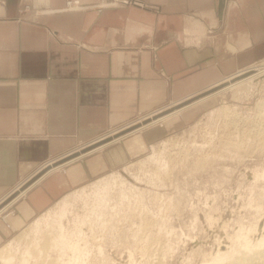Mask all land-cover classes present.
Here are the masks:
<instances>
[{"label": "crops", "instance_id": "crops-1", "mask_svg": "<svg viewBox=\"0 0 264 264\" xmlns=\"http://www.w3.org/2000/svg\"><path fill=\"white\" fill-rule=\"evenodd\" d=\"M68 1L0 0V201L52 161L264 59V0ZM101 150L17 199L9 223L0 220V245L10 228L125 159L120 145Z\"/></svg>", "mask_w": 264, "mask_h": 264}, {"label": "rangeland", "instance_id": "rangeland-1", "mask_svg": "<svg viewBox=\"0 0 264 264\" xmlns=\"http://www.w3.org/2000/svg\"><path fill=\"white\" fill-rule=\"evenodd\" d=\"M262 64L264 59L203 94L247 77ZM239 87L197 103L190 114L160 121L108 146L120 145L126 152L124 161L104 165L23 227L10 228L1 245L23 232L16 246L18 264L23 262L21 253L29 260L25 264H214L264 245V75ZM158 115L112 129L99 142ZM135 137L143 140V147L133 143ZM120 152L114 149L112 155L122 159ZM156 154L160 158H150ZM139 160L144 161L142 168ZM68 166L60 171L66 172ZM114 173H121L127 183L110 184L99 212L94 205L95 186ZM81 187L87 193L83 198L71 196L67 205L64 198ZM10 192L1 199L0 208L11 198ZM16 203L3 215H15ZM4 216L0 220L8 224ZM62 232L68 233V239H60L62 245L57 247L50 238L59 240ZM47 238L53 245L46 244Z\"/></svg>", "mask_w": 264, "mask_h": 264}, {"label": "bare ground", "instance_id": "bare-ground-1", "mask_svg": "<svg viewBox=\"0 0 264 264\" xmlns=\"http://www.w3.org/2000/svg\"><path fill=\"white\" fill-rule=\"evenodd\" d=\"M258 64H256L255 66H257ZM251 69H253V68H251ZM248 70V69H247ZM244 72V71H243ZM236 74V75H235ZM234 75H230V76H232L231 78H233V77H237L238 75H240V73L238 74V73H235ZM264 75V64H262V66H259V67H257L256 68V71L254 72V73H250V75H248L247 77H245V78H242V79H240V80H237V81H235V82H231L230 83V85L229 86H224L223 88H220V89H218V90H216V91H212V92H208V94L207 93H205V94H203L204 92H202V96H197L196 98V100H194V102H192V103H190V105H192V104H197V103H199V102H201V101H204V100H207V99H209V98H211V97H213V96H215L216 94H218V93H220V92H223V91H226L227 89H229V88H233V87H235V89H236V87H239L240 85H242L243 83H245L246 81H250L251 80V82H253L254 80L256 81V79H258L259 80V78L260 77H262ZM229 76V77H230ZM252 79H253V81H252ZM224 80V79H223ZM223 80H221V81H219L218 83H216L215 85H213V86H211V88H213V87H216V85H218V84H220ZM248 84V83H247ZM212 85V84H211ZM210 87H209V89H211ZM239 88H241V87H239ZM203 90V89H202ZM240 90V89H239ZM243 90V89H242ZM204 91H205V89H204ZM207 91H209V90H207ZM200 92V91H199ZM241 92V91H240ZM198 95H200V94H198ZM195 98V97H194ZM187 102H188V99L186 100ZM185 102V101H184ZM183 102V103H184ZM200 104V103H199ZM181 106V107H180ZM186 106H189V104H187V105H179V107H177V108H175V109H173V110H171V111H168V112H165V113H162L161 112V114L160 115H158V114H155V115H158V116H154V117H152V116H150V117H152L150 120H145V121H143V122H141L140 124H138L136 127H134V128H130V129H128V130H125L124 132H122L120 135H117V134H109L107 137V139L106 140H103V141H100L99 142V139L98 140H96V141H94V142H92L90 145H93V146H90L89 148H87V149H85L84 151H77V150H75V151H71V152H69L68 154H66L65 156H64V158H63V160H60L59 161V159H57V160H54V161H52L51 162V165H49L45 170H42V171H40V172H37V173H35L32 177H34V178H29L28 180H26V181H24V182H22L18 187H17V189L13 192V194H12V196H11V198L7 201V203H6V205L3 207V208H1L0 209V217H2V216H4L3 214L5 213L4 211H5V209L7 208V207H9V206H11V204H14V202L17 200V199H19L20 197H22V196H24L25 194H26V192L31 188V187H33L36 183H38L39 181H41L42 180V178L43 177H45V176H47L48 174H50V173H52V172H54V171H58V170H60V169H63L64 167H66L67 165H69V164H71L76 158H79V157H82L83 155H86V154H89V153H91V152H95V151H98V150H101V149H104L105 147H108V146H110V145H112V144H114V143H117V142H119L120 140H122V139H124L125 137H127V136H129V135H132V134H135V133H137V132H139V131H141L142 129H144V128H147V127H150L151 125H153V124H156V123H158V122H160V121H164V120H166V119H169L172 115H174V114H178V113H180ZM227 107V106H226ZM121 132V131H120ZM115 133H119V131L118 132H115ZM88 145V144H87ZM200 146H202V145H200ZM81 149V148H80ZM158 152V151H157ZM162 152V151H161ZM155 153V152H154ZM159 153H160V151H159ZM159 153H158V155H159ZM157 154L156 155H153V156H150V158H152V159H158V158H160L159 156H158ZM161 155V154H160ZM205 157V156H204ZM146 159V158H145ZM144 159V160H145ZM164 160V159H163ZM204 160V159H203ZM203 160H201V161H203ZM140 162H138L139 163V166H141V165H143V163H144V161L142 162L141 160H139ZM150 162H152L151 160H149ZM165 161V160H164ZM146 162V161H145ZM156 162V161H155ZM162 162V161H161ZM205 162V161H204ZM198 163V162H197ZM159 164V163H158ZM165 165H166V163H165ZM145 166H146V164H145ZM161 167V166H160ZM141 168H142V166H141ZM144 169V168H143ZM163 170V169H162ZM157 172V171H156ZM160 174V173H159ZM153 175V174H152ZM151 175V176H152ZM150 176V175H149ZM155 176V175H154ZM153 176V177H154ZM157 177V176H156ZM118 181H120L121 182V184L123 185H125L127 182H126V180H124V178H123V176L121 175V173H114V174H112L111 176H108V177H104L101 181H100V183H99V185H96L95 186V194H96V196H94L93 198H95L96 197V204H94V205H97V208H96V210L97 211H99L98 209H99V207L100 206H103L104 204H106L105 203V198H106V193H108L107 191L110 189V184H112L113 182H118ZM150 181V180H149ZM155 181V180H154ZM153 182V181H152ZM156 183V182H155ZM159 183V182H158ZM157 183V184H158ZM117 185V184H116ZM115 185V186H116ZM119 186V185H118ZM126 186H128V184L126 185ZM124 187V186H123ZM129 187V186H128ZM133 187V186H132ZM131 187V188H132ZM120 188V187H119ZM125 188V187H124ZM124 188H123V190H124ZM93 189V188H92ZM127 189V188H126ZM129 189V188H128ZM121 190H122V187H121ZM120 190V191H121ZM93 191V190H92ZM128 191V190H127ZM131 190L129 189V192H130ZM86 192V188L85 187H81V189H78V190H75L74 192H73V194H71V195H69L68 197H65L64 198V201L66 202V204L68 203V204H70L68 201V199L71 197V196H74L73 198H80V197H82L83 198V194ZM124 192V191H123ZM123 192H121V193H123ZM135 192V191H134ZM87 193V192H86ZM93 193H94V191H93ZM92 193V194H93ZM95 194H93V195H95ZM111 194V193H110ZM125 194V193H124ZM133 194V193H132ZM119 195V194H118ZM128 195V194H127ZM131 195V194H130ZM76 196V197H75ZM111 196V195H110ZM120 197L122 196V194L121 195H119ZM124 197H126L125 195H124ZM109 198V197H108ZM122 199H123V196H122ZM108 200V199H107ZM93 201V200H92ZM95 201V200H94ZM67 204V205H68ZM66 206V205H65ZM96 207V206H95ZM4 212V213H3ZM100 212V211H99ZM7 220H9L10 219V215L9 214H6L5 216H4ZM9 222V221H8ZM57 222H59V224H60V219H58V221ZM26 230V229H25ZM30 231V230H29ZM25 232V231H24ZM27 232V231H26ZM66 232V231H65ZM28 233V232H27ZM26 233V234H27ZM63 233V232H62ZM70 233V232H69ZM70 236V235H69ZM24 237V235H23V232H22V234H20L17 238H15L16 240H14V241H11V242H6L5 244H3L1 247H0V264H18V263H16L15 261L17 260V249L18 248H16V246H17V243H20L21 242V239ZM26 237V236H25ZM48 239V242L46 241V244H48V243H51V242H49V238H47ZM46 239V240H47ZM56 239H57V237H56ZM56 239H53V240H51V238H50V241H52L53 243H54V245L55 246H59L60 247V245H58L59 243L62 245V243H61V241H60V239L62 240V241H64V240H67L68 239V233H63V234H61V236H60V238H59V240H56ZM27 240H29V239H27ZM40 241V240H39ZM41 241H43V240H41ZM262 241V240H261ZM260 243V242H259ZM44 244V243H43ZM52 244V243H51ZM20 245V244H19ZM48 245H50V244H48ZM53 245V244H52ZM18 247V246H17ZM47 247V246H46ZM54 247V246H53ZM48 248H49V246H48ZM31 250V249H30ZM31 252V251H30ZM45 252V251H44ZM29 253V252H28ZM31 254V253H30ZM20 255V254H19ZM27 255V254H26ZM20 257H22V261L24 262V264H25V262L26 261H28L29 262V260H25L26 259V256L24 255V254H22L21 253V255H20ZM27 258H28V256H27ZM59 258H61V257H59ZM59 258H58V260H59ZM256 258H259V260H255ZM20 260V259H19ZM54 260V259H53ZM55 260H57V259H55ZM21 261V260H20ZM21 261V262H22ZM23 262H22V264H23ZM27 262V263H28ZM52 263H55V262H52ZM214 264H264V245H262V246H256V248H254L253 250H252V252H247L246 250H242L240 253H238L236 256L234 255V256H232V257H230V258H225L224 260H220L219 262H215Z\"/></svg>", "mask_w": 264, "mask_h": 264}, {"label": "built area", "instance_id": "built-area-1", "mask_svg": "<svg viewBox=\"0 0 264 264\" xmlns=\"http://www.w3.org/2000/svg\"><path fill=\"white\" fill-rule=\"evenodd\" d=\"M78 7H80L78 0H69L66 5V9L67 8H78Z\"/></svg>", "mask_w": 264, "mask_h": 264}, {"label": "water", "instance_id": "water-1", "mask_svg": "<svg viewBox=\"0 0 264 264\" xmlns=\"http://www.w3.org/2000/svg\"><path fill=\"white\" fill-rule=\"evenodd\" d=\"M196 99H197V98H196ZM196 99H193L192 101L188 102L187 104H189V103L193 102V101H194V100H196ZM184 105H186V104H184Z\"/></svg>", "mask_w": 264, "mask_h": 264}]
</instances>
